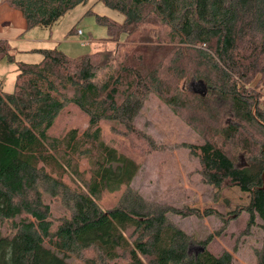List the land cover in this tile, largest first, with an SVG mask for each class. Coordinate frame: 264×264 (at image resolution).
<instances>
[{
    "label": "trees",
    "instance_id": "16d2710c",
    "mask_svg": "<svg viewBox=\"0 0 264 264\" xmlns=\"http://www.w3.org/2000/svg\"><path fill=\"white\" fill-rule=\"evenodd\" d=\"M2 1L28 28H50L91 0ZM96 2L122 16L96 14L113 48L79 57L38 50L40 62L17 63L11 93L0 87V264H235L229 252L208 249L212 235L190 253V237L168 214L199 217L200 210L147 203L131 186L139 164L102 140L100 123L137 135L133 120L157 94L206 135L200 145L184 144L203 182L217 193L249 194L236 212L247 214V232L257 217L264 223V112L247 88L264 79V0ZM10 51L0 40V61L13 60ZM68 106L86 114L88 126L56 136ZM122 189L117 205L103 208V195ZM45 197L63 213L55 217ZM256 256L264 264V250Z\"/></svg>",
    "mask_w": 264,
    "mask_h": 264
},
{
    "label": "rangeland",
    "instance_id": "374dc122",
    "mask_svg": "<svg viewBox=\"0 0 264 264\" xmlns=\"http://www.w3.org/2000/svg\"><path fill=\"white\" fill-rule=\"evenodd\" d=\"M95 2L96 0H91L86 5L75 7L50 28H28L22 13L9 8L10 15L0 21V40L16 39L7 41L13 60L5 58L0 61L1 89L6 93L13 91L18 74L17 63L40 62L43 56L38 50L56 47L69 57H79L113 48L114 44L108 41L106 28L97 22L96 14L114 21L122 19V16L100 2ZM89 10L92 13H88ZM153 29L157 31L156 28ZM78 30L82 31L81 35L74 33ZM14 32L17 33L13 35ZM83 38L86 45L81 44ZM111 64L115 67V61ZM102 76L104 77L97 76V82L103 81ZM180 87H183V83ZM247 88L258 94V106L264 112V79L257 76ZM188 90H192L190 86L187 87ZM223 119L226 125L232 124L230 117ZM186 120L183 114L176 112L157 94L151 93L142 102L141 109L133 120L137 135L125 134V128L113 125L112 121H102L100 128L102 140L106 144L139 164L140 168L131 186L147 203L182 210H200L199 217L168 214L171 222L190 237V253H196L199 243L212 235L208 247L214 255L226 251L232 254L235 264H257V252L264 250V227H261L264 223L257 217L254 227L247 232V214L241 212L237 216L236 212L239 207L247 205L249 194L241 192L237 187L224 188L217 193V189L203 182L199 161L184 144L200 145L206 135L201 128L196 131L187 125ZM87 126L86 114L74 106H68L56 121L54 135L59 136L70 128H78L81 133ZM247 132L258 136L256 131L249 128ZM227 147L233 149V146ZM245 160L237 165L242 166ZM83 163L86 165V162ZM123 191L124 189L104 194L101 201L103 208H114ZM44 201L50 203L55 217L63 213L61 205L50 202L48 197ZM206 210H214L217 215H204ZM73 263L83 264L81 261Z\"/></svg>",
    "mask_w": 264,
    "mask_h": 264
},
{
    "label": "crops",
    "instance_id": "0c3cea01",
    "mask_svg": "<svg viewBox=\"0 0 264 264\" xmlns=\"http://www.w3.org/2000/svg\"><path fill=\"white\" fill-rule=\"evenodd\" d=\"M3 1L0 0V21L7 17L8 15H10V10H9V7L6 6L4 3H2ZM17 33V32H14L13 35ZM2 38V37H0ZM5 40L9 41V40H13V39H16V38H4ZM18 40V39H17ZM209 249V247H208Z\"/></svg>",
    "mask_w": 264,
    "mask_h": 264
},
{
    "label": "built area",
    "instance_id": "2783aa9c",
    "mask_svg": "<svg viewBox=\"0 0 264 264\" xmlns=\"http://www.w3.org/2000/svg\"><path fill=\"white\" fill-rule=\"evenodd\" d=\"M77 33H79V35H81L82 34V32L79 30ZM81 44L83 45H86V40H85V38L84 39H82L81 40Z\"/></svg>",
    "mask_w": 264,
    "mask_h": 264
},
{
    "label": "water",
    "instance_id": "95a60500",
    "mask_svg": "<svg viewBox=\"0 0 264 264\" xmlns=\"http://www.w3.org/2000/svg\"><path fill=\"white\" fill-rule=\"evenodd\" d=\"M262 179H263V182H264V172L262 174ZM199 250H202L201 248H199Z\"/></svg>",
    "mask_w": 264,
    "mask_h": 264
}]
</instances>
